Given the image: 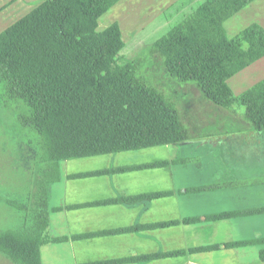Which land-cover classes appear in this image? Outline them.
I'll return each instance as SVG.
<instances>
[{
    "label": "trees",
    "instance_id": "1",
    "mask_svg": "<svg viewBox=\"0 0 264 264\" xmlns=\"http://www.w3.org/2000/svg\"><path fill=\"white\" fill-rule=\"evenodd\" d=\"M118 1L46 0L0 33V108H17L18 122L37 134L42 147L39 191L25 204L9 201L23 213L22 224L0 233V252L13 264H41L40 247L50 242L47 187L60 181L62 161L190 143L177 108L144 73L152 56L172 80L196 85L215 105L230 111L241 101L246 121L264 131V87L236 99L228 84L264 52V44L243 60L224 28L255 0H207L126 63H120L126 44L119 24L97 31L98 20ZM217 187H191L186 194ZM261 214L264 207L206 220ZM257 244L264 238L239 245Z\"/></svg>",
    "mask_w": 264,
    "mask_h": 264
},
{
    "label": "crops",
    "instance_id": "2",
    "mask_svg": "<svg viewBox=\"0 0 264 264\" xmlns=\"http://www.w3.org/2000/svg\"><path fill=\"white\" fill-rule=\"evenodd\" d=\"M44 1L9 0L2 4L1 15L16 22ZM206 1L119 0L98 20L97 31L118 23L126 44L123 51L150 47ZM224 28L235 51L248 60L264 44V0L247 5ZM228 84L236 99L258 85L264 87V52ZM236 106L248 115L241 101L232 109ZM175 146L62 161L60 181L47 187L50 242L40 247V263L264 264V244L239 245L264 238V214L206 220L263 208L264 199L249 201L260 190L251 195L227 188L186 194L201 185L188 184L183 176L180 181L179 168H174L180 166L170 152ZM158 149L163 151L156 156L153 151ZM194 218L200 220L186 222Z\"/></svg>",
    "mask_w": 264,
    "mask_h": 264
},
{
    "label": "rangeland",
    "instance_id": "3",
    "mask_svg": "<svg viewBox=\"0 0 264 264\" xmlns=\"http://www.w3.org/2000/svg\"><path fill=\"white\" fill-rule=\"evenodd\" d=\"M7 2L9 0H0V33L17 20L15 17L1 15V6ZM165 33L155 38L154 42ZM148 46L133 48L136 52L130 48L122 51L120 63L135 60L150 48ZM150 60L144 73L177 108L191 136L190 143L170 149L172 157L177 161H189L184 164L174 163L180 166L174 167L180 171H176L177 181L179 172L180 181L183 176L188 184L194 186L219 185L215 191L227 188L251 195L260 190L259 195L251 197L249 201H262L264 131L255 130L237 106L230 111L226 110L206 100L196 85L172 80L156 55ZM16 111L15 107L11 110L0 108V197L4 198V202H0V233L16 229L22 224L23 213L11 207L9 201L18 204L30 201L34 193L39 191L37 182L42 179L38 171L42 154L39 138L32 130L22 128ZM236 149H242L244 154L237 153ZM162 151L158 149L153 152L159 156ZM228 175L231 179L225 181ZM0 263L13 264L1 252Z\"/></svg>",
    "mask_w": 264,
    "mask_h": 264
},
{
    "label": "flooded vegetation",
    "instance_id": "4",
    "mask_svg": "<svg viewBox=\"0 0 264 264\" xmlns=\"http://www.w3.org/2000/svg\"><path fill=\"white\" fill-rule=\"evenodd\" d=\"M0 202H4V198L3 197H0Z\"/></svg>",
    "mask_w": 264,
    "mask_h": 264
}]
</instances>
